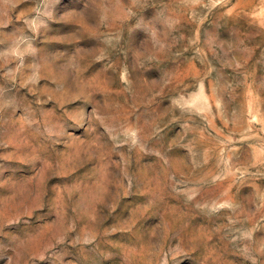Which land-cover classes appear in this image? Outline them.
<instances>
[{
  "label": "rangeland",
  "instance_id": "374dc122",
  "mask_svg": "<svg viewBox=\"0 0 264 264\" xmlns=\"http://www.w3.org/2000/svg\"><path fill=\"white\" fill-rule=\"evenodd\" d=\"M0 264H264V0H0Z\"/></svg>",
  "mask_w": 264,
  "mask_h": 264
}]
</instances>
